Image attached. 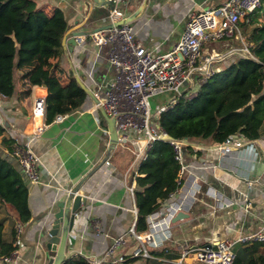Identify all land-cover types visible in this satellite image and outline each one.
Masks as SVG:
<instances>
[{
    "label": "crops",
    "instance_id": "obj_1",
    "mask_svg": "<svg viewBox=\"0 0 264 264\" xmlns=\"http://www.w3.org/2000/svg\"><path fill=\"white\" fill-rule=\"evenodd\" d=\"M222 1L114 0L113 7L121 9L125 16L139 9L131 22L135 38L146 49L161 52L178 40L192 10L215 6ZM35 3L48 13L56 6L61 8L67 28L71 30L92 31L107 24L105 15L113 8L108 0H35ZM258 19H264L262 11ZM71 47V44L65 48L62 46L59 64L78 74L93 91L98 92V77L106 79L112 70L105 48L93 43L89 34L81 35V41L73 51H70ZM20 74L21 70L15 68L14 93L10 97L0 94V123L5 127V135L14 138L18 145L31 138L29 145L40 156L37 165L40 177L38 181L30 180L31 187H27L31 210L28 221L20 222L12 205L0 203L5 239L10 240L15 225L22 223L15 260L5 262L0 258V264H47L51 252L44 244L41 228L54 211L56 200L66 193L73 180L94 168L78 189L87 197V205L78 212L68 232L75 236H69L66 253L100 257L112 240L121 234L126 236V244L119 251L128 253L133 239L127 232L137 214L134 194L126 186L131 153L119 145L109 150L108 134L102 130L107 126L106 120L105 124L101 121L104 117L99 108L92 107L90 96L78 108L79 111L70 112L62 121L45 122L44 117L33 116L34 98L45 96L46 87L34 84L30 94L21 97L18 94ZM38 128L41 130L35 135ZM232 137L238 139L243 135L235 133ZM255 139L258 141L255 150L249 145L243 148L233 146L226 153L217 147L219 142L209 138L189 139L198 147L190 146L185 151L187 172L197 177L201 190L188 211L189 215L174 224L193 218L189 233L193 243L190 245L205 243L214 234L235 238L239 233L264 228V133ZM108 155L110 165H105L103 160ZM246 178L251 184L246 183ZM170 200L171 197L159 208ZM246 202L248 208L244 206ZM193 206L200 208L201 212L192 213ZM180 245L174 238L168 240L163 247L155 249L159 254H153L151 258L161 264H173L172 261L180 255ZM186 260L189 261L190 257ZM133 264H143V259Z\"/></svg>",
    "mask_w": 264,
    "mask_h": 264
},
{
    "label": "trees",
    "instance_id": "obj_2",
    "mask_svg": "<svg viewBox=\"0 0 264 264\" xmlns=\"http://www.w3.org/2000/svg\"><path fill=\"white\" fill-rule=\"evenodd\" d=\"M261 11L264 13V0L241 22L254 57L231 55L223 59L198 83L192 95L185 89L173 103L158 111L159 125L171 136L222 142L235 133L249 139L264 133V19H258ZM67 26L64 13L57 6L48 13L36 6L35 0H0V94L10 97L14 93L15 68L21 70L19 96L29 95L32 85L44 83L45 122L52 121L56 113L79 108L88 98L74 74L58 62L62 52L61 38ZM101 121L105 124L104 118ZM4 131L0 123V145L13 156L18 143ZM178 169L179 163L169 142L155 139L139 161L135 175V231H144L147 215L179 187ZM0 203L12 205L20 222L31 217L24 179L16 166L2 156ZM3 229L4 217H1L0 258L17 247L16 230L7 240L3 237ZM235 253L233 264H264L261 242L238 244ZM152 254H159V251L154 249ZM138 259H143V264H161L151 257L129 253L122 262L115 264H133ZM62 264L90 263L86 256L77 252L69 254Z\"/></svg>",
    "mask_w": 264,
    "mask_h": 264
},
{
    "label": "built area",
    "instance_id": "obj_3",
    "mask_svg": "<svg viewBox=\"0 0 264 264\" xmlns=\"http://www.w3.org/2000/svg\"><path fill=\"white\" fill-rule=\"evenodd\" d=\"M262 0H224L221 3L192 10L185 22L178 40L168 49L154 52L146 49L135 38L130 22L119 25L113 24L108 28H101L89 33L90 39L99 46L109 44V66L115 68L112 77L106 78L107 89L105 96L98 97V102L92 103L97 109L101 106L106 113L114 118V126L119 145L131 153L128 166L126 186L134 194L135 175L139 161L145 157L147 149L155 139H164L173 148L174 158L179 163V187L170 194L171 200L163 207L157 208L146 217L147 228L135 231L134 224L127 234L133 239L128 252L131 256L152 257V250L163 247L168 240L174 238L172 217L180 210L189 211L193 201L201 190V184L195 175L187 172L185 160L186 147L191 144L186 137H173L158 123V111L173 103L177 96L185 89L192 95L198 83L213 71L212 61L223 60L231 55L254 57L249 49V42L244 40L239 22L248 19V14L258 8ZM108 22L114 23L124 18V12L113 7L105 15ZM238 36L241 44L230 45L225 52H217L213 48L207 53L202 49L206 42H216L227 37ZM81 41H78V43ZM163 93L166 96L163 104L152 109L151 97ZM79 111L75 108L69 112L56 113L53 121H62L70 112ZM32 115L43 118L45 115V97L38 95L32 104ZM96 120L99 121L98 117ZM35 131V135L40 132ZM108 134V127L102 128ZM229 135L218 143L221 152L231 151V147L243 148L251 146L254 150L258 141L245 136L235 139ZM31 139V138H30ZM28 139L24 144L15 145L13 156L19 161L24 172L31 181L39 180L37 165L40 156L30 147ZM110 165L109 155L103 160ZM251 184L250 179H245ZM227 205V203H225ZM246 208L249 203L244 204ZM183 219V218H181ZM96 223V229L100 226ZM22 223L15 225L16 241L20 235ZM73 236H75L73 234ZM261 242L264 244V228L239 233L235 238L219 237L214 234L207 242L197 246L188 244L185 239L180 245V255L173 264H233L236 244ZM126 244L124 234L115 237L106 247L100 257L88 256L90 264H115L125 258V252L119 251ZM17 250L2 257L5 262H13ZM190 257L187 261L186 258Z\"/></svg>",
    "mask_w": 264,
    "mask_h": 264
},
{
    "label": "water",
    "instance_id": "obj_4",
    "mask_svg": "<svg viewBox=\"0 0 264 264\" xmlns=\"http://www.w3.org/2000/svg\"><path fill=\"white\" fill-rule=\"evenodd\" d=\"M113 2L114 0H108V3L111 4V7H113ZM108 12L106 13V15L108 14ZM138 12L139 9L134 11L131 15L116 20L114 23L108 22L103 26L96 27L92 31L101 28H108L113 24L119 25L127 22L131 23L137 16ZM90 32L91 31L87 30H71L67 28L62 35L61 45L65 48L67 44H71L72 47L70 48V51H73L74 47L78 44L81 35H86ZM74 76L80 87L84 89L88 96H90L94 102H98V97L94 93L93 89L90 88L78 74H74ZM42 84L44 85V83ZM98 108L107 123L109 144L108 148L110 150L117 142V133L114 126V118L110 117L101 106H99ZM0 156L11 161L16 166L24 179L25 185L30 188L31 181L24 172L19 161L14 156L7 154L6 151H4V149L1 147ZM94 169L89 170L84 175H79L73 180L72 185L68 187L66 193L60 199L56 200L54 211L50 214L51 216H48V220L44 222L41 228V233L46 248L50 251H53L51 253V256L49 257L47 264H62L65 258L69 255L66 253V243L69 236L72 237L73 235H69L68 232L72 229L74 221L79 215L78 212L87 205V197L81 194L78 189L81 182L86 177H88V175H90V173ZM188 215L189 213L187 211L180 210L172 217V221L187 217ZM54 237H56V239H54Z\"/></svg>",
    "mask_w": 264,
    "mask_h": 264
},
{
    "label": "rangeland",
    "instance_id": "obj_5",
    "mask_svg": "<svg viewBox=\"0 0 264 264\" xmlns=\"http://www.w3.org/2000/svg\"><path fill=\"white\" fill-rule=\"evenodd\" d=\"M241 22L242 21L239 22V27H240V30H241V33H242V37L245 40L244 31L242 30L243 26H242ZM247 29H250V26H248ZM222 40H224V41H222ZM222 40H219V41H216V42H206L205 43V47L202 49V52L203 53H207L208 51L211 52V50L213 48L217 52H225V50L230 45L241 44L240 39H239L238 36H231V37L224 38ZM96 45H98V44H96ZM102 46L106 50V59H107V62H108V58H107V54L108 53L107 52H108V49H109L110 45L107 44V45H102ZM221 61L222 60H213L212 61V66L214 67L217 63H219ZM108 65H109V62H108ZM111 68H112V70L109 73V77H112L113 74H114V71H115V68H114L113 65L111 66ZM105 80L106 79L100 78V76L98 77V83H97L96 87L98 88V93H99L100 97H104L105 96V91L107 89V83L105 82ZM150 99H151L152 109L155 110L157 107H159L161 104H163L164 100L166 99V96L163 93H160V94L154 95ZM192 208H193L192 209V213H200L201 212L200 208H195L194 206ZM182 221H184V220H182ZM192 227H193V218L191 220H186L184 222H181V224H174V226H173L174 239H176V241H178L180 243H182L185 239H187L188 244H192L193 240L190 239L191 234L189 235V233L192 231ZM54 239H56V237H54ZM237 245L238 244H236L234 246V248ZM50 252L52 253L53 251H50Z\"/></svg>",
    "mask_w": 264,
    "mask_h": 264
}]
</instances>
